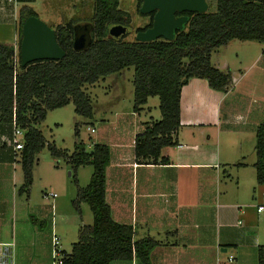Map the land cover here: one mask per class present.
Listing matches in <instances>:
<instances>
[{
	"label": "crops",
	"instance_id": "obj_1",
	"mask_svg": "<svg viewBox=\"0 0 264 264\" xmlns=\"http://www.w3.org/2000/svg\"><path fill=\"white\" fill-rule=\"evenodd\" d=\"M33 1L0 0V12H10L15 22L20 8L30 7ZM16 26L13 41L4 44H16ZM211 62L220 69L212 56ZM228 68L233 81L227 92L208 88L195 77L182 88L181 124L173 134L177 145L162 148L157 162L138 158L135 153L137 135L152 121H158L147 107L151 97L139 111L128 112V117L121 119V127L105 126L96 141L86 147L91 150L97 143L110 147L106 201L116 222L133 227L135 240L152 237L159 242L151 251V264H259L260 248L264 252L259 225H244L238 219L245 213L244 206L236 203L224 208L219 203L222 199L240 201L239 195L249 192L264 201V184L256 180V158L250 160L247 153L252 150L256 156V129L264 122V48L239 70V75ZM233 93L236 102L229 100ZM19 158L0 150L3 261L17 264L16 257L17 261L26 259L31 264H51L56 206L52 203L46 210L43 205L32 204L30 195L28 201L18 198L17 185L22 175L24 179L23 170L18 169ZM161 158H168V163ZM86 165L89 164L77 169L78 175ZM233 169H237L236 177L229 173L227 190L220 189L222 172ZM56 197L45 194L46 199ZM30 204L38 218L28 216ZM246 204L252 207L250 202ZM256 212L263 215L264 210ZM229 247L235 253L226 254ZM34 260L37 261L33 263ZM111 264L141 263L134 257Z\"/></svg>",
	"mask_w": 264,
	"mask_h": 264
},
{
	"label": "trees",
	"instance_id": "obj_2",
	"mask_svg": "<svg viewBox=\"0 0 264 264\" xmlns=\"http://www.w3.org/2000/svg\"><path fill=\"white\" fill-rule=\"evenodd\" d=\"M142 2L138 0V10ZM119 5V0H94V16L89 21L94 26L92 42L84 50L74 49L75 22L55 26L57 42L66 52L60 60H40L22 66V27L29 16H38L31 7L20 11L18 53L15 45L0 43V135L10 134L15 125L25 132V145L18 159L24 174L20 192L30 193L36 155L46 146L54 158L67 159L75 170L84 164L93 166L90 183L86 187L77 183L73 200L79 212L82 203L90 206L93 223L80 229L71 253L64 252L65 264H111L134 257L141 264H151V251L159 242L152 237L135 240L131 225L113 219L106 201L110 147L97 143L87 150L80 144L71 155L58 149L38 128L48 112L73 103L78 114L92 117L86 86L133 67L134 110L139 111L150 97L158 96L162 114L160 120L152 121L137 135L135 153L138 158L157 162L162 148L177 145L173 134L181 124L182 88L189 80L206 79L217 91L227 92L231 87V74L212 64V53L235 39L264 44V0H215V7L206 13H182L189 20L184 30L176 31L172 41L160 38L150 42H128L124 37L112 36L113 26L129 27L131 23L130 13ZM154 14H142L149 16L150 21L137 32L152 26ZM256 139V180L264 184V122L256 129ZM5 150L13 154L11 148ZM259 264H264L261 248Z\"/></svg>",
	"mask_w": 264,
	"mask_h": 264
},
{
	"label": "rangeland",
	"instance_id": "obj_3",
	"mask_svg": "<svg viewBox=\"0 0 264 264\" xmlns=\"http://www.w3.org/2000/svg\"><path fill=\"white\" fill-rule=\"evenodd\" d=\"M119 1V8L131 15L130 32L124 37V41H135L137 29L146 26L150 21V17L143 16L140 9L138 10V0ZM207 1L210 11L215 7V0ZM211 5H213L212 8ZM30 7L34 9L42 21L52 28L58 24H67L68 22H75L76 24L89 22L94 16V0H34L30 3ZM22 8H20V10ZM19 20L20 17L16 18L14 22V17L10 12H0V43L13 41L15 24H17V40L15 44L17 53ZM260 48H264L263 43L235 39L229 44L214 51L212 53V61L215 65H218L221 70L229 72L228 67H231L232 71L237 72L236 75H239L241 73L239 70L243 69L255 58ZM134 80L135 70L133 67H130L121 72L101 78L94 85H87L86 91L90 95L93 110L92 117H85L78 114L75 105L70 103L65 107L50 110L46 119L39 125V129L43 132L44 137L49 143L55 144L58 149L67 152L69 155L76 151L77 145L83 144L89 148V146L96 141L99 132L103 131L105 126L110 125L114 129L121 127L123 124V120L121 119L127 118L128 112H133ZM198 80L208 84L206 79L198 78ZM206 86L208 88L210 87L209 84ZM230 99L233 102L237 101L235 99V93H233L229 100ZM147 107L150 108V113L154 115L157 120L162 118L158 96L151 97ZM92 127L97 129L98 132H94L95 129L91 131L90 129ZM249 151L250 152L247 150L248 158H250V160L256 158L252 150ZM21 168L22 166L18 164L19 171L22 170ZM80 170V174L78 175L77 169L75 170L67 159L54 158L49 148L46 146L36 155L33 165V181L30 193L20 192V188L24 183L23 175L22 182L17 185L19 190L17 196L20 200L25 199L28 201L30 195L32 204L43 205L46 210L48 208L51 209V205L54 203L56 206L54 218L55 231L60 237L62 249H65L68 254L72 251L73 243L78 241L80 228L93 223V212L87 203L81 204L80 209L82 211L80 212L73 205V200L76 198L78 190L77 183L82 187H86L90 183L93 166L89 164L82 167ZM229 173H233L236 177L237 169H233L230 172H222V177L220 178L222 179L220 183V189L222 190H227L225 185L228 180H230ZM50 192L56 193L57 197L46 199L45 194ZM239 198L241 199L240 201L222 199L219 203L224 208L233 207L236 203L244 206L245 213L240 214L238 219L244 222V225L249 223L259 225L260 235L264 237V217H261L264 216V213L263 215H258L256 212L258 210V205H264V201H260L259 198L255 199L253 192L239 195ZM247 201L250 202L252 207H246ZM33 206L34 205L30 204L28 216L33 214L32 216L34 218H38V214H34L33 212ZM247 210H250L248 213L249 215H247ZM230 221L232 220L230 219ZM235 221L236 219L233 220V222ZM228 253H235L234 248L232 249L229 247V252L226 254ZM36 261L37 260H34L33 263ZM15 263L31 264V262L29 260L26 261V259H19V261H17L16 257Z\"/></svg>",
	"mask_w": 264,
	"mask_h": 264
},
{
	"label": "water",
	"instance_id": "obj_4",
	"mask_svg": "<svg viewBox=\"0 0 264 264\" xmlns=\"http://www.w3.org/2000/svg\"><path fill=\"white\" fill-rule=\"evenodd\" d=\"M209 10L207 0H143L140 7L142 14L155 13L153 24L144 31L137 32L136 39L150 42L160 38L172 41L177 30H184L189 20L184 12L206 13ZM94 26L90 22L78 23L74 26V49L77 51L89 47L92 42ZM130 32L128 26L115 25L111 34L117 39ZM21 64L40 60H60L65 57V50L59 45L54 28L48 26L38 16H29L22 27L20 45Z\"/></svg>",
	"mask_w": 264,
	"mask_h": 264
},
{
	"label": "built area",
	"instance_id": "obj_5",
	"mask_svg": "<svg viewBox=\"0 0 264 264\" xmlns=\"http://www.w3.org/2000/svg\"><path fill=\"white\" fill-rule=\"evenodd\" d=\"M9 2L15 3L17 0H8ZM94 131V129H92ZM25 132L19 126H13L10 134H2L0 135V150L1 148L10 149L13 151V154L20 155L21 150L24 148L25 140H24ZM47 197H56V193L46 194ZM264 210V206H258V212ZM53 223L55 225V219L53 218ZM55 228V227H54ZM65 251L61 247V240L55 229L52 232V240H51V264H65L66 254ZM4 252L0 248V264H4L3 261ZM233 257H230L232 260ZM11 264L12 261H11Z\"/></svg>",
	"mask_w": 264,
	"mask_h": 264
},
{
	"label": "flooded vegetation",
	"instance_id": "obj_6",
	"mask_svg": "<svg viewBox=\"0 0 264 264\" xmlns=\"http://www.w3.org/2000/svg\"><path fill=\"white\" fill-rule=\"evenodd\" d=\"M181 15H184V14H181ZM179 16V15H178Z\"/></svg>",
	"mask_w": 264,
	"mask_h": 264
}]
</instances>
